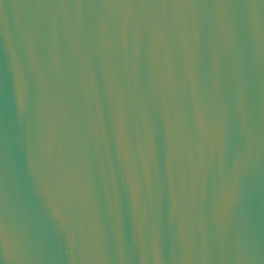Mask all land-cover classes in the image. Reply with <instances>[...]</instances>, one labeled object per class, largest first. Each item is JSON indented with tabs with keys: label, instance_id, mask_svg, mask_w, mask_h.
I'll use <instances>...</instances> for the list:
<instances>
[{
	"label": "water",
	"instance_id": "water-1",
	"mask_svg": "<svg viewBox=\"0 0 264 264\" xmlns=\"http://www.w3.org/2000/svg\"><path fill=\"white\" fill-rule=\"evenodd\" d=\"M0 264H264V0H0Z\"/></svg>",
	"mask_w": 264,
	"mask_h": 264
}]
</instances>
